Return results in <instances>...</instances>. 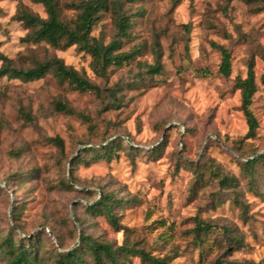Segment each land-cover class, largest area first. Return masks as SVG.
<instances>
[{"label":"rangeland","instance_id":"rangeland-1","mask_svg":"<svg viewBox=\"0 0 264 264\" xmlns=\"http://www.w3.org/2000/svg\"><path fill=\"white\" fill-rule=\"evenodd\" d=\"M54 1L73 25L86 0ZM109 2L91 35L104 44L118 38L134 56L99 76L77 45L26 39L30 29L16 15L46 18L41 2L0 0V54L13 66L55 56L97 85L80 91L51 71L33 81L0 76V264L18 240L30 264H53L81 246V233L168 264H264V160L253 173L243 166L264 153V0ZM120 14L126 36L117 35ZM212 43L230 54L227 76ZM156 57L160 72L150 73ZM250 65L258 127L247 137L235 82ZM110 141V159L84 149ZM222 175L234 186L220 184ZM101 193L118 200L116 226L87 208ZM196 217L210 230L197 231ZM81 257L93 264L87 249ZM121 264L144 263L128 255Z\"/></svg>","mask_w":264,"mask_h":264},{"label":"trees","instance_id":"trees-1","mask_svg":"<svg viewBox=\"0 0 264 264\" xmlns=\"http://www.w3.org/2000/svg\"><path fill=\"white\" fill-rule=\"evenodd\" d=\"M41 2L46 11V18L33 14L25 9H19L16 17L21 20L27 28L30 29L27 40L31 41H46L55 48H65L71 45H77L78 48L91 56V64L93 71L104 76L110 66L122 65L130 61L133 56V51H121V41L118 38H113L110 42L104 44L98 41L91 35L92 27L98 19L99 12L109 9V0H86L83 2L81 11L74 22L70 25L68 22L59 18L58 10L54 0H36ZM117 11L120 10L119 4H114ZM129 22L121 14L117 19V35L126 36ZM213 47L221 53V63L219 72L227 76L230 73V54L228 50L216 43H212ZM0 76L17 78L23 81H33L42 78L47 72L51 71L60 82H68L75 89L80 91H88L97 89V85L88 78L82 76L77 70L67 66L58 57H51L48 60L37 62L35 65L28 68H19L12 65V62L6 56L0 54ZM161 65L159 57H156L155 64L149 65L150 73H159ZM235 86L241 92V109L246 119L247 137L255 135L258 127L257 120L253 115L250 105L251 97L255 92L254 74L251 65L248 68L245 78H238ZM56 107L59 110H68L67 106L62 103H57ZM56 144L63 149L62 141L55 138ZM112 143V144H111ZM117 146L115 142L110 141L108 144H103L100 147H86L85 151H92L96 158L104 157L110 159L113 151L112 147ZM134 147V146H131ZM260 160H264V153L247 159L243 166L248 169V172L253 173V165ZM235 177L222 175L219 183L222 185L234 186ZM234 182V183H233ZM233 183V185H232ZM68 186V184H66ZM239 201V200H237ZM118 204V200L108 193H101L93 203L87 208L92 212L104 215L110 225H117L113 207ZM197 231H209L210 226L205 221L196 217ZM79 247H72L59 253L54 259L53 264H82L81 253L87 249L93 259V264H121V259L128 255L140 256L142 262L153 261L156 264H168L163 258H153L148 252L143 249L134 247L133 245L122 243L118 246H112L107 242H99L88 235L80 234ZM11 244L10 254L11 259L9 264H30L31 259L29 251L23 242L18 240L17 245Z\"/></svg>","mask_w":264,"mask_h":264}]
</instances>
